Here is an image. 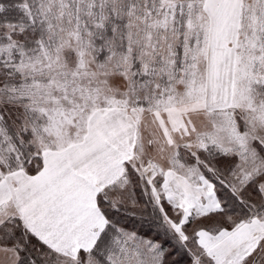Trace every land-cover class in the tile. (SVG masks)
<instances>
[{"label": "snow or ice", "instance_id": "snow-or-ice-1", "mask_svg": "<svg viewBox=\"0 0 264 264\" xmlns=\"http://www.w3.org/2000/svg\"><path fill=\"white\" fill-rule=\"evenodd\" d=\"M0 264H264V0H0Z\"/></svg>", "mask_w": 264, "mask_h": 264}]
</instances>
